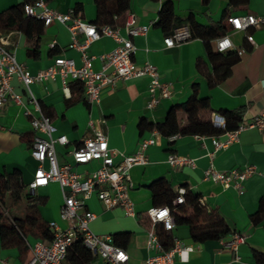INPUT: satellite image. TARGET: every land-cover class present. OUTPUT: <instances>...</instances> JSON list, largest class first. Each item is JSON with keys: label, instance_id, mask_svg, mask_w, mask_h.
I'll list each match as a JSON object with an SVG mask.
<instances>
[{"label": "crops", "instance_id": "obj_1", "mask_svg": "<svg viewBox=\"0 0 264 264\" xmlns=\"http://www.w3.org/2000/svg\"><path fill=\"white\" fill-rule=\"evenodd\" d=\"M23 1L25 0H0V12ZM165 1L167 0H130L129 14L132 15L136 26L145 28L144 34L131 38L135 46L132 59L137 65L147 62L157 68L160 82L171 85L169 99L161 100L153 109H148L147 77L117 80L114 86L104 85L100 89L99 101L91 104L87 103L83 91L77 93L76 89H70L72 80H68V91H63L59 76L54 80L31 84L30 91L38 101L42 113L47 115L55 126L53 136L65 135L68 139L66 145L55 146L60 164L71 163V151L89 135V121L107 137L111 149L124 155L138 151L142 140L155 137L156 143L144 151L147 163L135 165L129 170L132 183L129 198L133 204L134 217H124L118 207L105 209L95 195L85 202V208L96 215L89 223L92 232L110 236L117 232H131L129 243L122 248L128 255V264H143L148 257L160 253L156 248L147 247V231L152 228L151 225L149 227L151 220L147 211L154 207L148 185L158 178L167 179L174 189L187 188L194 194H200L201 202L222 216L230 232H237L244 239L237 250L232 252L223 249L219 241L194 242L189 236L188 227L174 225L171 230L174 245L179 243L183 247H191L192 251L183 255L178 251L174 252L173 264H257L254 254H264V219L258 224H253L250 218L257 212L260 198L264 197V130L246 128L238 133L236 140L216 150L211 142L212 137L189 135L176 136L169 140L158 135L156 131H144L140 134L137 124L140 119L151 123L162 122L172 105L188 99L193 83L198 84L200 97L209 98L213 115H219L218 111L222 109L243 108L242 121L247 122L264 110V28L249 30L253 45L247 43L245 32L227 33L234 47L238 50L244 48L245 52L240 61L232 67L231 74L220 84L209 88L207 77L211 74V66L206 57L205 45L200 39L190 35L188 40L179 45L170 48L165 46L163 40L170 32L165 33L156 26L159 10ZM170 1L175 25L172 29L188 23L187 17L190 13L202 26L219 21L227 23L228 16L264 14V0H245L237 6H230L229 0ZM45 2L48 8L60 13H66L78 5V14L84 22L92 24L96 19L93 0ZM119 34L127 37L122 27ZM2 36L6 40L5 49L14 53L16 60L22 63L31 75L51 66L56 58L72 59L76 67L81 65V53L69 47L70 33L67 27L60 23L53 22L45 26L40 37L37 59L26 56L27 45L21 33L13 31ZM77 40L81 42L83 36L77 35ZM213 41L211 46L214 48ZM114 47V40L104 36L90 43L85 53L88 56H98ZM92 66L97 70L100 68V62L94 60ZM11 84L21 95L24 106L32 110L22 85L15 78ZM24 106L10 104L0 109V173L19 171L21 183L25 187L24 192L29 191L42 201L38 205L41 219L48 224L54 222L59 229H64L67 223L59 218L62 196L57 183L51 182L33 192L27 187L33 179L37 163L30 156L34 133L30 118L24 114ZM219 139L223 140L224 137ZM170 141L174 142L172 146L169 145ZM170 154L192 159L194 167H170L167 163ZM114 161L118 163L120 158L117 156ZM209 165L218 171L241 170L252 165L256 172L240 182L239 192L233 184L223 187L205 180L204 171ZM96 167L97 163H90L80 165L79 168L77 166L75 170L82 174ZM26 207L24 198L14 202L9 193L6 194L3 209L11 216L22 217ZM38 240L42 239L29 236L27 243L32 245ZM181 256H186V259ZM30 257L29 249L22 259L18 257L15 248L0 246V264H27ZM92 264L106 263L96 258Z\"/></svg>", "mask_w": 264, "mask_h": 264}, {"label": "built area", "instance_id": "obj_2", "mask_svg": "<svg viewBox=\"0 0 264 264\" xmlns=\"http://www.w3.org/2000/svg\"><path fill=\"white\" fill-rule=\"evenodd\" d=\"M24 12L28 16L36 17L43 21L44 26L53 22L65 25L70 33L71 43L69 47L75 48L81 53V65L76 67L72 59L56 58L53 64L35 75H31L26 67L19 63L15 54L6 50V40L0 37V109L6 105L16 104L24 106L20 94H18L11 82L15 78L22 85L28 95V101L32 110L24 106V114L30 118V125L34 137L30 146V156L37 163L33 179L28 184V189L34 191L45 187L49 183H57L61 191L62 203L59 208V218L67 223L64 229H59L52 222L49 224L52 230L50 240H38L28 245L31 257L27 264H62L66 255L67 247L76 239L80 238L82 244L91 254L106 264H128V255L120 247L112 243V238L107 234H96L89 228L96 215L85 208V202L95 195L97 200L105 209L118 207L124 217H134L133 204L129 198V191L132 183L129 170L135 165H144L147 159L144 151L148 146L156 143L155 137L144 139L140 142L139 150L130 155H124L108 146L107 137L89 121V135L70 153L71 163L60 164L58 162L55 146H64L68 143L65 135L54 137L55 126L51 119L42 113L40 105L30 91V85L41 83L47 80H54L60 77L63 91H68V80L78 81L83 86L84 97L87 103H97L100 97V89L104 85L114 86L117 80H128L140 77H147V103L148 109H153L161 100L169 99L171 96L170 83L160 82V75L157 68L144 63L137 65L132 57L135 53V46L131 38L145 33V28L135 25L132 15L128 13L125 24L122 27L127 37L119 34V29H111L108 26L97 28L95 25L84 22L80 15L73 14V9L66 13H60L47 7L45 0H31L24 4ZM226 21L229 25V32H245V39L248 44L253 45V37L249 33L251 29L264 28V14L261 15H237L228 16ZM77 35H82L83 40L79 42ZM190 30L187 24L180 25L171 30L164 38L167 48L179 45L190 38ZM110 37L115 42V47L109 52L88 56L85 51L90 43L99 40L101 37ZM214 50L224 52L235 49L228 34L214 39ZM245 52L244 48L238 50V55ZM98 60L100 68L93 69L92 62ZM213 123L223 126L224 120L219 115H213ZM246 128H257L264 130V110L256 114L247 122H240L233 131L226 132L219 138L212 137L211 142L214 149L224 148L236 140L240 131ZM176 135L169 137L173 140ZM120 158L115 163L116 157ZM97 163V167L85 173H78L75 169L79 165ZM167 163L172 168L181 166L194 167L192 159H186L175 154L168 155ZM255 167L248 165L241 170L230 169L218 171L212 165L204 171V179L228 187L233 184L241 192L240 182L255 174ZM184 188L177 190V196L173 203L183 202ZM152 223H161L165 230H172L174 220L168 207H153L147 211ZM243 236L237 232H230L219 240L223 249L235 252ZM147 247L158 249L160 253L148 257L143 264H173L174 252L180 255L192 251L191 247H183L175 243L169 251H161L157 237L152 228L147 231ZM186 259V256H181Z\"/></svg>", "mask_w": 264, "mask_h": 264}, {"label": "trees", "instance_id": "obj_3", "mask_svg": "<svg viewBox=\"0 0 264 264\" xmlns=\"http://www.w3.org/2000/svg\"><path fill=\"white\" fill-rule=\"evenodd\" d=\"M29 2L30 0H25L0 12V37L13 31L21 33L27 45L26 56L37 59L39 58L40 37L45 26L42 20L25 14L24 4ZM93 2L96 7V19L92 23L93 25L97 28L108 26L111 29L124 26L129 13L130 0H93ZM243 2L245 0H229V5L237 6ZM78 10L79 6L77 5L73 8V14L76 15ZM187 22L191 37L200 39L205 45L206 57L211 66V74L207 77L208 87L211 88L220 84L231 74L232 67L241 59L237 48L217 52L211 46L212 40L229 32V25L219 21L208 26H202L195 20L192 13L188 15ZM173 25V6L172 2L167 0L161 5L156 26L168 33L175 26ZM199 65L200 62L198 61L197 66L199 67ZM69 85L72 91L73 89H76L77 93L83 91V86L78 81H73ZM243 112V108L219 110L218 114L223 118L224 124L223 126L215 125L209 98L200 97L199 86L197 83H193L188 99L172 105L162 122L151 123L145 119H140L137 129L140 134L144 131H156L158 135L164 138L174 135L219 138L226 132L237 128L238 124L242 122ZM173 144V141L169 142L170 146ZM170 151L173 150L170 149ZM24 188L19 171L0 173V246L2 248H15L18 257L22 259L28 251L27 239L29 236L42 240L52 238V230L48 222L41 219L38 212V205L42 202L40 197L29 191L24 192ZM148 189L151 193L152 205L154 207H168L174 225L188 227L189 236L194 242L219 241L230 233V229L222 216L216 210L208 209L201 202L200 194H194L191 190L184 188L183 202L174 204L177 189H174L165 178L152 181L148 185ZM7 193L14 202L24 198L27 207L22 217L11 216L8 211H4ZM250 219L253 224H258L264 219V197L260 198L258 210ZM150 225L157 236L161 249L163 251L171 250L174 247L171 230H165L159 222H150L149 227ZM111 238L115 246L125 248L130 241L131 232H117ZM254 258L257 264H264V254L255 253ZM95 260L96 258L78 238L67 247L62 264H92Z\"/></svg>", "mask_w": 264, "mask_h": 264}, {"label": "rangeland", "instance_id": "obj_4", "mask_svg": "<svg viewBox=\"0 0 264 264\" xmlns=\"http://www.w3.org/2000/svg\"><path fill=\"white\" fill-rule=\"evenodd\" d=\"M80 167V165L78 166V168Z\"/></svg>", "mask_w": 264, "mask_h": 264}, {"label": "water", "instance_id": "obj_5", "mask_svg": "<svg viewBox=\"0 0 264 264\" xmlns=\"http://www.w3.org/2000/svg\"><path fill=\"white\" fill-rule=\"evenodd\" d=\"M33 192V191H32Z\"/></svg>", "mask_w": 264, "mask_h": 264}]
</instances>
